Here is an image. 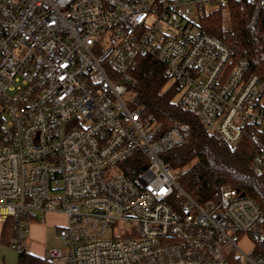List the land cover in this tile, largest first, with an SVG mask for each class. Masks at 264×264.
Listing matches in <instances>:
<instances>
[{
	"label": "built area",
	"instance_id": "obj_1",
	"mask_svg": "<svg viewBox=\"0 0 264 264\" xmlns=\"http://www.w3.org/2000/svg\"><path fill=\"white\" fill-rule=\"evenodd\" d=\"M264 0H0V221L19 253L33 221L67 223L54 264H264V212L223 184L199 203L164 155L192 138L132 106L131 70L151 56L177 102L231 148L264 137V75L200 18ZM251 171L264 180V142Z\"/></svg>",
	"mask_w": 264,
	"mask_h": 264
},
{
	"label": "trees",
	"instance_id": "obj_2",
	"mask_svg": "<svg viewBox=\"0 0 264 264\" xmlns=\"http://www.w3.org/2000/svg\"><path fill=\"white\" fill-rule=\"evenodd\" d=\"M253 6L233 4L228 10H219L200 18L203 31L223 40L232 50L235 61L246 59L253 73L264 75V9L255 26L250 24ZM229 21L230 26H226ZM133 91L132 106L143 104L147 117L165 130L177 121L188 123L192 138L185 146L166 153L165 162L179 172L180 187L199 203L210 200L223 184L245 192L261 206L264 212V180L251 171L261 150L264 137L259 130L248 128L244 139L231 148L218 134L208 133L199 116L184 110L176 98L180 91L172 83L165 68L151 56H140L130 72ZM4 118L0 115V129ZM15 221L3 222L0 245H9ZM18 264H54L28 250L18 254Z\"/></svg>",
	"mask_w": 264,
	"mask_h": 264
},
{
	"label": "crops",
	"instance_id": "obj_3",
	"mask_svg": "<svg viewBox=\"0 0 264 264\" xmlns=\"http://www.w3.org/2000/svg\"><path fill=\"white\" fill-rule=\"evenodd\" d=\"M67 223V219L63 214L57 213H49L46 216V221H33L29 226V232L25 241V246L27 250L41 258H45L46 251H47V244L50 240V235L54 233V237L57 241L61 242L57 238L58 231L61 227L65 226ZM3 222L0 221V237H1V230H2ZM5 254V252H4ZM14 264L7 260L5 256L1 257L0 253V264Z\"/></svg>",
	"mask_w": 264,
	"mask_h": 264
},
{
	"label": "rangeland",
	"instance_id": "obj_4",
	"mask_svg": "<svg viewBox=\"0 0 264 264\" xmlns=\"http://www.w3.org/2000/svg\"><path fill=\"white\" fill-rule=\"evenodd\" d=\"M226 26H230L229 21L226 22ZM132 98H133L132 93L124 95L125 100H131ZM176 100H178V96H177ZM3 118H4V127L5 128L9 127L8 115L4 114ZM176 173L178 174L179 172H176ZM53 248H61L64 252H66L68 250V248L65 247L62 242H59L55 239L54 233H52L50 235V240L47 244V251L46 252H48L50 249H53ZM4 252H5V254H4ZM0 253H1V257L5 256L7 258V260H9V262L10 261L12 262V260H13L15 262L14 264H18L19 252L17 250L12 249L9 245H7V244L0 245ZM46 255H47V253H46ZM46 255H45V257H46Z\"/></svg>",
	"mask_w": 264,
	"mask_h": 264
}]
</instances>
